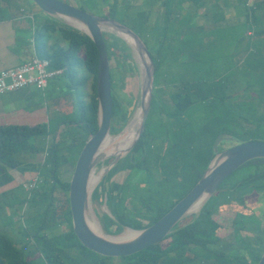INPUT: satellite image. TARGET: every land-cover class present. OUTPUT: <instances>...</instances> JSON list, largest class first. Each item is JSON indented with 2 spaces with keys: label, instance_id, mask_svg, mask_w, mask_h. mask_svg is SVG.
I'll return each mask as SVG.
<instances>
[{
  "label": "trees",
  "instance_id": "obj_1",
  "mask_svg": "<svg viewBox=\"0 0 264 264\" xmlns=\"http://www.w3.org/2000/svg\"><path fill=\"white\" fill-rule=\"evenodd\" d=\"M174 1L158 0L163 7V13L156 22V32L151 34L148 30L149 36H155V44L159 45L158 48L155 46L152 49H155L156 56L160 59V56L165 55L162 49L168 39L166 32L169 23L172 22L170 15L175 6ZM246 1L237 0V3H241L245 9L243 18L246 27L256 32L259 28V17H262L259 16V11L262 10L264 13V0H255L249 7L245 4ZM2 2L5 4L0 6V20L7 15L9 8L14 6L10 0H2ZM80 2V6H75L88 10L86 6L94 3L101 11L99 15L120 22L122 21L118 15L136 14L133 10L137 4L135 5L133 0H80ZM183 2L185 1L177 2V7ZM147 3L155 4L157 0H148L144 4ZM187 3L195 7L207 5L205 0H187ZM215 5L220 6L218 2ZM151 10L153 9H147L140 14L143 16V24L147 25ZM208 11L204 13L206 16H209ZM42 15L44 19L37 22L33 32L36 53L40 57L49 59L52 68L62 69L59 75L49 81L46 96L55 89L54 81L59 77L64 81L66 92L58 94H73L75 108L57 118L56 126L53 128L50 122L32 125L0 124L1 186L13 180L10 170L28 162L30 155H43V160L39 164V181L31 190L30 197L23 185L0 193V212L5 206L10 210L8 215L4 211L0 213V264H257L264 249L263 241L256 246L248 241L243 250L233 253H227L216 248L215 245L223 240L219 232L222 230L221 222L226 218L227 221L230 219L235 237L243 241L239 232L245 229L248 220L254 216V210L249 205L248 199L255 193L260 197L264 196V158H254L242 164L241 166L251 163L256 168L227 188L231 191L252 184L250 192L214 201L212 204L208 201L210 198L207 199L196 215H192L187 222L179 221L172 232L155 244L116 259L100 255L82 245L72 228L68 199L70 179L62 178L61 168L65 162L74 167L84 142L98 127L95 88L98 54L95 44L85 32L58 18L44 13ZM215 16L210 20L213 24L219 21L216 13ZM103 36L109 62L115 58L121 68L116 75L113 67L110 66L109 70L112 96L110 133H116L126 124L136 105V100L133 98L123 95L118 97L117 89L121 90L125 84L126 73L137 70V66L130 47L123 39L114 33L103 32ZM146 46L152 56L155 71L151 107L145 129L132 150L110 168L103 179L104 182L92 192V200H102L105 195L104 202L111 215L105 213L101 216L102 227L106 233L113 235L120 233L126 226L142 229L152 224L184 196L215 155L213 142L219 133L232 135L233 140L237 142L251 140L248 137L258 138L256 136L264 133V111L261 110L264 108V87L259 89L260 92L257 91L260 97L256 96L255 90L251 96H245L235 87L237 82L231 85L229 90L231 93H229L226 90L228 85L225 82L226 78L215 81L217 83L224 81L225 87L218 86L214 82L203 87L202 81L195 79L193 82L183 83L182 88L174 89L169 93L172 102L169 106L159 94L161 91L158 88L159 83L155 82L159 63L156 62L154 53L147 44ZM235 78H238L237 74L233 73L229 80ZM58 94L55 96H59ZM200 105L207 109L208 118L198 129V133L212 134L213 127H217L212 139L198 137L194 131L183 125L184 112L192 107L197 110ZM156 114L160 115L158 121L154 120ZM161 114H164L165 118H162ZM229 124L233 127L231 131H234L233 134L225 130V126ZM42 136L45 138L49 136V141L41 143L35 141L37 137ZM259 139L264 140V138ZM156 148L160 150L157 151ZM219 150H222L220 145H218ZM182 159L185 160V165L178 175L180 179L175 180V185L166 186L167 177H163L160 171L163 173V169L177 164ZM126 169L128 173L122 183L109 181L118 171ZM154 171L159 172L160 177L156 176ZM191 171L194 173L193 178L188 175ZM137 174H139L137 179L130 183ZM105 181L109 184H105ZM183 182L188 184L187 189L172 200L168 195L175 194V189ZM160 187L165 188L168 195L162 193ZM138 189H143L147 193L142 196L140 202L136 203L133 194H136L134 191ZM218 189L214 194L219 195ZM56 191L65 194V200L61 204H56L54 201ZM35 193L38 215L36 224L38 219L39 223L30 235L31 241L35 242V246L31 249L26 240L21 238L20 241L19 239L15 241L7 232L14 221L28 222L25 216L27 200ZM128 196L131 210L125 205ZM131 196H133L132 200ZM225 213L228 214L226 218L222 216ZM16 216L17 219L14 220ZM3 217L8 219L5 220ZM60 225H65L66 229L57 231ZM47 230L51 233H46ZM24 235L27 236L28 233ZM257 239L261 240V237L257 236Z\"/></svg>",
  "mask_w": 264,
  "mask_h": 264
},
{
  "label": "rangeland",
  "instance_id": "obj_2",
  "mask_svg": "<svg viewBox=\"0 0 264 264\" xmlns=\"http://www.w3.org/2000/svg\"><path fill=\"white\" fill-rule=\"evenodd\" d=\"M25 1H27L35 10L36 13L43 14L44 12L32 1V0H10L12 4L14 5V8L18 10V6L24 5ZM145 1L148 0H133V3L136 5L134 8V12L136 14L130 16V15H118V18L127 26L131 27L135 32H137L142 40L146 42L149 49L154 53L155 60L157 63H159V66H157L158 71L155 73V82L159 83L158 88L161 89L159 92L160 96H162V99L167 102V105L171 106L172 102L169 97V93L174 89L182 88V84L186 82H193L195 79L197 81H202L203 87L208 86L209 84L213 83L218 86H226L224 85V81L221 82H215L218 79L226 78V84L228 83L227 91L229 92L231 85L234 83L236 88L239 89L240 94H243L245 96H251L253 94V90L257 93L256 96L260 97V94H258L257 91H259L260 88L264 87V54L260 53L257 54L255 52H249L246 54L248 57L246 59H243L241 64L239 65L237 58L240 56V50L231 48V43L227 41L226 34L229 35V29L227 30L226 26L221 23L220 21L215 22L214 24L210 22V20L214 19L215 13L217 14V17L219 18L221 14H219L220 6H213L209 7V12L206 18L204 17V21H200L201 25H206L207 28L213 29L214 37H211V34H205L204 31L195 33V26L193 22L190 21L189 16L190 12L188 9L183 8V6L180 5V7H177V5L174 6V9L172 10V13L170 15L171 21L169 23V29L166 32V35H168L167 42L163 46L162 52H165V55L156 56L155 49L153 50L155 46L158 48L159 45L156 43L154 45H151V40L149 38L148 30H151L152 33H155L156 30L150 29L148 24L152 23L155 18L160 17V15L163 13V7L158 3L153 4H144ZM177 1V0H176ZM74 5H79L81 2L80 0H69ZM160 2V1H159ZM208 3V1H207ZM90 5H87V9L92 11V13L100 14V9L97 7L94 3H89ZM80 6V5H79ZM238 10H243L241 6H237ZM147 9H153L150 13L148 24L142 23L143 16L140 14L145 12ZM178 13H176V12ZM19 13H23L22 10L18 11ZM17 12V13H18ZM45 14V13H44ZM47 15V14H46ZM177 15V16H176ZM48 16V15H47ZM38 16H36V19ZM241 18V19H240ZM237 19V27L238 29H244L246 28V23L244 22L243 16ZM30 19V18H29ZM158 20V18H157ZM156 20V22H157ZM195 23L200 24L199 21H195ZM262 21H259V26ZM35 26V25H33ZM240 29V30H241ZM29 30V29H28ZM107 32V31H106ZM210 33V31H207ZM109 33V32H107ZM241 37V36H240ZM239 38V36H237ZM240 40L241 44L243 45L246 40L241 37ZM247 39V38H246ZM155 41V36H154ZM208 45V46H206ZM208 47V48H204ZM256 55L259 56V59L256 58ZM133 56V55H132ZM134 59V57H133ZM135 61V60H134ZM257 63L256 70H253V63ZM117 59L112 58L110 60V66L113 67L114 75L117 74V71H120L121 68L119 66V63ZM136 63V61H135ZM239 66H238V65ZM232 65H234L232 67ZM137 66V63H136ZM226 67H229V69H226ZM232 67V68H231ZM135 71H129L126 73L124 82L125 84L121 88V90H118V97L127 96L130 98H133L136 100V105L134 107V110L130 117L128 118V123L132 116L134 115V111L136 107L139 105V88H140V74L138 67ZM237 74L238 78L229 80V77L233 74ZM55 82V89H52L51 92H49V95L43 97L41 92L36 90V104H38V107L36 106V122L38 123H48L50 122L51 128L56 126L57 118L60 116H64L67 113L71 112L75 108V97L73 94H65L60 95L58 93H65V87L63 86V80L59 77L56 78ZM255 84V85H252ZM163 85V86H162ZM205 85V86H204ZM163 87V88H162ZM260 92V91H259ZM231 93V92H229ZM228 93V94H229ZM58 94L59 96H55ZM262 108V107H261ZM264 111V108L261 109ZM207 109L205 106L200 105V108L197 110L192 107L188 108L186 112L183 114V125L187 129H191L190 131H194V133L198 137H204L206 139H212L213 135L216 134L217 127H213L212 134H202L198 133V129L202 127V124L207 120ZM162 118H165L164 114H161ZM25 117H27V114H24ZM154 118L155 121H158V118H160V115L156 114ZM125 125L121 127V129L116 133H110V135H117L121 130H123ZM227 129V130H226ZM233 129L232 125L229 124L228 126H225V130L229 132L230 134H233L231 132ZM221 134V133H219ZM218 134V135H219ZM226 134V133H225ZM217 135V136H218ZM228 135V134H227ZM216 136V137H217ZM232 136V135H230ZM215 137V138H216ZM258 138H251L249 139H259L264 138V133L256 136ZM34 140V139H32ZM51 140V138H50ZM215 140V139H214ZM262 140V139H261ZM37 142H47L49 141V138L45 137H37L35 139ZM235 143L234 140H223L220 142V146L222 149L227 148ZM157 151H159V148H156ZM43 155H39L36 160L42 159ZM113 157H108L107 159H104L103 161L99 162L96 165V168L94 169V172L102 171L111 161ZM105 165V166H104ZM185 165V160L182 159L178 161L177 164L171 165L170 167L163 169V173L160 171V174L163 175V177H167V181L165 183L166 186H173L175 185L177 178L180 179V176H178L182 172V168ZM256 166L254 164H247L239 167L238 169L234 170L233 173L227 177L221 184L219 190V195L214 194L210 197L208 200L210 204L214 203V201L223 200L226 198H229L230 196H239L244 193H248L251 190L252 184L245 185L243 189H231V191H228L227 188L230 187L232 184L238 182L247 174H249L252 169H255ZM62 170V178L64 180H68L71 178V174L73 171L72 165L69 163H64ZM128 173V170H120L116 174H114L109 181H115L117 183H122ZM156 176L160 177L159 172H155ZM193 172L191 171L188 175L190 178H193ZM107 175L105 173L103 177L100 179V181L96 184L95 187H97L100 183L104 182V178ZM139 174L135 175L132 180H130V183H133L134 180L137 179ZM27 184V183H26ZM24 184V188L25 185ZM105 184H109L108 181H105ZM188 187V184H185L184 182L182 184H179L177 188L175 189V194H169L165 188L160 187V190L165 195H168L169 197H172V200L180 193L186 190ZM136 194H133L135 202H140L142 196H144L147 192H144L143 189L135 190ZM131 192L128 193L130 195ZM133 196H131V200L133 199ZM55 197V203L61 204L65 200V194L63 192L56 191L54 193ZM105 195H103L102 200H91L90 207L91 212L96 217L98 222L100 223L102 227V220L101 216H103L105 213L110 214V210L108 206L104 202ZM125 205H127V208H131V204L129 202V196L127 197V200H125ZM249 205L254 210V216L248 220V223L246 224V227L244 230L240 231L239 236L241 240L237 239L235 235L232 232V227L230 226V219L227 221L228 214L225 213L222 216L226 218V220H222V230L219 232L220 235L223 237V240L218 242L215 247L221 250H224L227 253H233L238 252L240 250L244 249L245 243L250 241L253 246H256L258 243H261L263 241L264 243V196L260 197L258 194H253L252 197L248 199ZM36 193L33 195V197L29 198L27 200V208L25 210V216L27 223L25 220L19 221V223L15 222L8 227V234L16 241L21 238L23 240H26L29 247L32 249L33 246H35V242L31 241L30 235L33 234V231L36 227V225L39 223V219H36L38 217L36 213ZM131 210V209H130ZM4 213L8 215L10 212L9 207L5 206L3 209ZM1 211L0 213H2ZM231 211V210H230ZM199 212V211H198ZM198 212L192 214H188L183 216V218L180 220L181 222H187L192 217V215H196ZM233 213V212H230ZM2 215V214H1ZM5 220L8 218L3 217ZM17 218V217H16ZM13 219V218H12ZM25 219V218H24ZM143 222H145L143 220ZM29 223V224H28ZM65 225H60L57 228V231L65 230ZM126 227L123 228V230L118 233L117 235L123 233L125 231ZM102 231L106 233L102 227ZM25 233H28V235H24ZM46 233H51L50 230H47ZM257 236L261 237V240L257 239ZM28 238V239H27ZM17 241V242H19ZM168 240H165L167 242ZM164 242V243H165ZM117 257H113L112 259H116Z\"/></svg>",
  "mask_w": 264,
  "mask_h": 264
},
{
  "label": "water",
  "instance_id": "obj_3",
  "mask_svg": "<svg viewBox=\"0 0 264 264\" xmlns=\"http://www.w3.org/2000/svg\"><path fill=\"white\" fill-rule=\"evenodd\" d=\"M32 1L45 14L58 18L66 24L85 32L97 49L98 63L95 88L98 102V127L95 132L89 134L77 156L68 189L72 228L82 245L100 255L120 257L133 254L155 244L172 232L175 225L187 214L192 204L202 197L205 203L217 191L225 178L239 166L254 158H264V140L261 139L235 141L233 145L218 151V145L221 141L233 140L232 136L221 133L213 142L215 155L198 180L184 196L176 201L155 222L142 229L128 227L134 230V233L126 238H115L113 234L94 230L88 222L92 213L90 207L92 192L103 175L108 173L112 166L132 150L145 129L154 87V62L140 35L119 20L81 9L69 1ZM64 18L75 20L85 28L74 26ZM106 31L114 33L130 47L140 74L139 105L135 109V111L137 109L140 110V119L135 138L123 152H110L101 148L104 139L110 135L112 112L110 62L103 36V32ZM120 33L129 37L133 46ZM127 124H125V127ZM108 157H113L112 161L102 170L99 181L95 185H91L90 176L94 172L96 165ZM257 264H264V249Z\"/></svg>",
  "mask_w": 264,
  "mask_h": 264
},
{
  "label": "crops",
  "instance_id": "obj_4",
  "mask_svg": "<svg viewBox=\"0 0 264 264\" xmlns=\"http://www.w3.org/2000/svg\"><path fill=\"white\" fill-rule=\"evenodd\" d=\"M179 1L180 0H175V5H177V2ZM184 1L185 2H183L181 6L191 11L189 19L195 26V33L204 31L205 34H211V37H214V28L209 29L206 25H201L200 21H204V17L206 18V14L204 13L209 10V7L215 6L216 2L219 3V14H221V16L218 20L226 26L227 30L229 29V35L226 34L225 37H227V41L231 43V48L239 49L241 51L240 56L237 58L239 65L242 60L248 57L246 54L249 52L264 54V13H262V10L259 11V16H262L261 18L259 17L260 21H262L260 23L261 26H259L255 32L254 29L247 27L244 29L240 28L241 30L238 29L237 19L244 16L245 9L241 3H237V0H205L208 1L207 5L201 7L189 5L187 0ZM24 3V5L19 4L18 10L17 8L15 9L14 6L9 8L7 15L0 20V70L16 66L30 56L32 48L30 39L34 32V29L32 31V28H35L39 20L44 19V16L36 13V10L27 1ZM4 4L5 2L0 0V6ZM237 5L241 6L243 10H238ZM20 10H22L23 13H19L18 11ZM36 16H38L37 19ZM157 18H155L152 23H147L150 29L154 28L156 30ZM194 20L199 21L200 24L195 23ZM147 22H150L149 18ZM207 31H210V33ZM150 33L152 34L151 30ZM237 36H239V38H237ZM240 36L246 40L243 45L240 42L242 39ZM149 38L151 40V45H154V37L150 35ZM256 58L259 59V56L256 55ZM252 63L253 70H256L257 63L255 61L251 62V64ZM233 66L234 65H232V67ZM226 69H229V67H226ZM36 90L41 92L34 86H28L0 93V124L32 125L38 123L36 122V106L38 107V104H36ZM47 90L48 88L46 91ZM25 113L27 114V117L24 116ZM47 138H49V136ZM29 157L28 162L18 168L10 170L13 180L5 185H0V193L5 190L13 189L19 185H24L39 176V164L42 162L43 156L42 159L38 160L36 159L39 157V154L37 157L36 154L30 155ZM16 217H14V220L17 219Z\"/></svg>",
  "mask_w": 264,
  "mask_h": 264
},
{
  "label": "built area",
  "instance_id": "obj_5",
  "mask_svg": "<svg viewBox=\"0 0 264 264\" xmlns=\"http://www.w3.org/2000/svg\"><path fill=\"white\" fill-rule=\"evenodd\" d=\"M253 1L255 0H247L245 4L249 7ZM30 42L32 45L31 54L27 59L16 66L0 70V93L34 86L45 97L49 81L61 73L62 69L52 68L49 59L40 57L36 53L33 36ZM38 181L39 177H36L25 185L28 197Z\"/></svg>",
  "mask_w": 264,
  "mask_h": 264
},
{
  "label": "bare ground",
  "instance_id": "obj_6",
  "mask_svg": "<svg viewBox=\"0 0 264 264\" xmlns=\"http://www.w3.org/2000/svg\"><path fill=\"white\" fill-rule=\"evenodd\" d=\"M64 19L70 24H73L74 26H77L79 28H85L82 24H80L79 22L75 20H72L70 18H64ZM120 35H122V37H124L133 46V43L131 39H129V37L125 36L122 33H120ZM139 119H140V110L137 109L134 115L132 116L131 120L128 122L125 129L118 135H108L104 139V142L102 143L101 148L105 151H110V152H123L130 145V143L133 141V139L136 136ZM101 172L102 171L100 170L97 173L93 172L91 174L90 176L91 185H95L99 181ZM203 203H204V199L202 197L190 206L186 215L192 214L191 212L193 213L198 212L200 208L202 207ZM88 222L94 230L103 233L102 227L100 223L98 222V220L96 219V217L93 215V213H91V216L88 219ZM133 233H134V230L126 227L123 233L119 235H114V236L115 238H126V237L131 236Z\"/></svg>",
  "mask_w": 264,
  "mask_h": 264
},
{
  "label": "clouds",
  "instance_id": "obj_7",
  "mask_svg": "<svg viewBox=\"0 0 264 264\" xmlns=\"http://www.w3.org/2000/svg\"><path fill=\"white\" fill-rule=\"evenodd\" d=\"M43 160V159H42Z\"/></svg>",
  "mask_w": 264,
  "mask_h": 264
}]
</instances>
